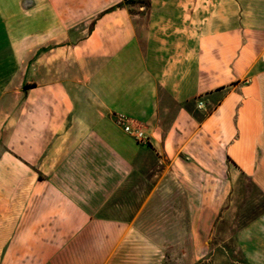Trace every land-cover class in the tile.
<instances>
[{"label": "crops", "instance_id": "0c3cea01", "mask_svg": "<svg viewBox=\"0 0 264 264\" xmlns=\"http://www.w3.org/2000/svg\"><path fill=\"white\" fill-rule=\"evenodd\" d=\"M48 3L0 0V264L203 250L224 187L264 193V0ZM236 240L264 264V212Z\"/></svg>", "mask_w": 264, "mask_h": 264}, {"label": "rangeland", "instance_id": "374dc122", "mask_svg": "<svg viewBox=\"0 0 264 264\" xmlns=\"http://www.w3.org/2000/svg\"><path fill=\"white\" fill-rule=\"evenodd\" d=\"M55 1L65 2V0H47L52 4ZM138 1L145 2V0ZM49 3L47 20L53 23L57 15ZM58 12L67 14L71 11ZM52 27L53 25H48V31ZM91 27L92 23L89 22L82 28L87 30ZM223 193L224 199L216 221L209 232L202 237L203 250L194 245V238L198 236L176 233L172 248L164 251L161 264H247L237 243L236 232L264 212V193L249 176L244 175L240 176L238 182L232 186L224 187Z\"/></svg>", "mask_w": 264, "mask_h": 264}, {"label": "built area", "instance_id": "2783aa9c", "mask_svg": "<svg viewBox=\"0 0 264 264\" xmlns=\"http://www.w3.org/2000/svg\"><path fill=\"white\" fill-rule=\"evenodd\" d=\"M201 105V102H199V106ZM116 122L122 126V128L129 133L131 136L134 137V139L138 143H148L149 136L138 126L133 125L130 123L125 115L117 114L116 115Z\"/></svg>", "mask_w": 264, "mask_h": 264}]
</instances>
